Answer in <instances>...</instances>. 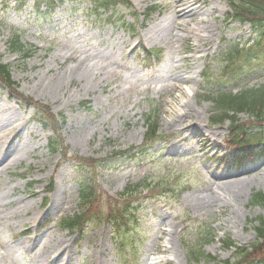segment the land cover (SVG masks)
Returning a JSON list of instances; mask_svg holds the SVG:
<instances>
[{
    "label": "rangeland",
    "instance_id": "obj_1",
    "mask_svg": "<svg viewBox=\"0 0 264 264\" xmlns=\"http://www.w3.org/2000/svg\"><path fill=\"white\" fill-rule=\"evenodd\" d=\"M130 1L133 8L116 10L127 24L122 27L117 18L108 20L111 12L96 10L93 0H61L50 12L46 7L41 12L36 0H0V60L9 65L19 92L50 104L66 119L61 133L72 152L104 159L98 182L110 198L128 183L157 178L168 168L177 173L180 195L136 203L137 223L122 239L137 247L138 262L131 253L127 260L232 262L234 248L223 241L250 245L258 218L264 217L263 207L251 202L254 193L264 194V154L232 165L224 144L229 123L212 124V103L201 94L203 87H217H205L202 71L206 62L217 71L219 53L246 40L251 27L228 19L226 0ZM181 3H193L194 13L177 12ZM155 5L158 9L145 17ZM14 32L34 49L29 57L12 49ZM145 48L163 49V59L148 64ZM258 84H264V66H255L234 87ZM154 103L161 109L165 140L136 157L112 155L141 144ZM38 116L0 83V264H122L110 223L90 222L83 236L58 226L61 217L78 213L79 179L88 172L74 161L59 164L60 154L48 148L53 132ZM240 116L249 123L246 113ZM228 175L248 183L239 197L222 193ZM52 178L54 190L48 193ZM215 194L228 200L209 202ZM47 218L52 223L41 228ZM204 230L213 237L201 248L207 257L191 260L190 250L199 252Z\"/></svg>",
    "mask_w": 264,
    "mask_h": 264
},
{
    "label": "trees",
    "instance_id": "obj_2",
    "mask_svg": "<svg viewBox=\"0 0 264 264\" xmlns=\"http://www.w3.org/2000/svg\"><path fill=\"white\" fill-rule=\"evenodd\" d=\"M109 6H115L117 3H126V0H104ZM233 10V17L239 19L241 22H250L254 26L260 36L249 47L232 45L224 53L222 60V79L224 84L227 82H237L242 75L240 72L242 62H246L251 58L264 59V0H228ZM13 47L16 50L23 51L24 44L20 41L19 35H14L11 40ZM150 56V55H149ZM210 68V66L208 67ZM207 68V70H208ZM206 73V72H205ZM206 78V76H205ZM0 80H2L8 87H10L14 95L25 100L28 104H36L42 112L43 121L51 126L55 131L58 124L56 117L50 111L47 105L39 102H34L22 93L16 90L14 81L11 78L9 67L0 62ZM205 99L211 100L214 103V108L217 113L213 114L214 123H222L225 120H230L231 137L228 139L231 145L237 150H243L245 153L254 151V144L262 139V133H253L254 128H247L245 125L238 123L237 115L243 111H249L251 117L256 121L264 123V86L259 88H251L234 92L233 89L222 91L219 93H208ZM34 102V103H33ZM148 130L145 135V143L143 149L149 146L150 143L159 138L157 116L154 119L152 115L147 117ZM45 124V125H46ZM57 134V131L55 132ZM51 149L53 151L59 150L62 157L69 156V147L64 144L58 134L50 139ZM122 153V152H119ZM80 162H85L88 166L94 164L93 160L79 159ZM170 177V175H168ZM168 182L166 179L158 181H150L144 179L143 181L128 185L120 194L119 198L105 199L94 179L88 180L81 186V211L80 215L66 218L63 221V226L70 228V230H81L83 225L89 219L96 218L98 220H105L112 223L116 234L121 231L130 230V224L136 222L135 215V201L141 198L144 194L165 195L171 190L164 189ZM102 202L105 206L102 207ZM253 204H259L264 208V194L257 192L253 195ZM126 229V230H125ZM257 231V240L248 246L236 248V259L233 264H252L256 261L264 262V217H259V225L255 227ZM115 234V235H116ZM211 238L210 233H206L204 241ZM233 246V242L227 243ZM195 257V250L191 251ZM197 258V257H196ZM225 264H230L225 262Z\"/></svg>",
    "mask_w": 264,
    "mask_h": 264
},
{
    "label": "bare ground",
    "instance_id": "obj_3",
    "mask_svg": "<svg viewBox=\"0 0 264 264\" xmlns=\"http://www.w3.org/2000/svg\"><path fill=\"white\" fill-rule=\"evenodd\" d=\"M192 5L193 3H181L178 7V11L177 12H182L183 16H190L194 13V9L192 8ZM186 8H190L189 11H186ZM203 19L200 21L203 23ZM184 106H188V104H185ZM180 116V115H177V117ZM191 125L192 126H195L196 125V122H191ZM3 149H4V146L1 145V148H0V162L2 161V158H1V154L3 152ZM225 181L223 182L224 185H222V187L220 188L222 190V193L225 192V191H228L230 194V197L229 199H231V196L232 197H239L243 190H244V187L246 186V183L243 179L241 178H233V176L231 175H228L226 177ZM218 196V195H213L211 196V198L208 200L209 202H224L225 199L228 200V197L226 195L222 196Z\"/></svg>",
    "mask_w": 264,
    "mask_h": 264
}]
</instances>
